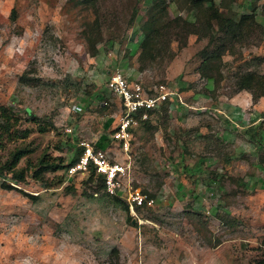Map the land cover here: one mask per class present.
I'll list each match as a JSON object with an SVG mask.
<instances>
[{
  "label": "rangeland",
  "instance_id": "obj_1",
  "mask_svg": "<svg viewBox=\"0 0 264 264\" xmlns=\"http://www.w3.org/2000/svg\"><path fill=\"white\" fill-rule=\"evenodd\" d=\"M214 1L0 0V264H264V0H216L250 14L219 28ZM116 72L175 92L133 130L134 212L96 174H35L115 129Z\"/></svg>",
  "mask_w": 264,
  "mask_h": 264
},
{
  "label": "built area",
  "instance_id": "obj_2",
  "mask_svg": "<svg viewBox=\"0 0 264 264\" xmlns=\"http://www.w3.org/2000/svg\"><path fill=\"white\" fill-rule=\"evenodd\" d=\"M107 89L120 101L121 112L117 117L111 140L112 144L118 145L126 155V161L114 159L109 148L97 149L95 146L84 143L82 155L76 163L67 167L66 175L68 179H71L93 170L98 177H103L106 192L111 196L123 197L134 212L145 204L152 205L154 201L148 200L141 191L133 189L131 184H126L132 169L130 152L134 138L133 130L140 120H148L150 113L173 93L162 84L150 94L142 82L130 80L121 72H116L110 77ZM68 131L71 132V129Z\"/></svg>",
  "mask_w": 264,
  "mask_h": 264
},
{
  "label": "trees",
  "instance_id": "obj_3",
  "mask_svg": "<svg viewBox=\"0 0 264 264\" xmlns=\"http://www.w3.org/2000/svg\"><path fill=\"white\" fill-rule=\"evenodd\" d=\"M218 3H219V1L217 2L215 0L213 3L212 2H208L207 6H206V9H207L208 15H209L208 22L216 25L218 28L225 21L229 20L227 18L226 14L230 17L231 20H233L235 22L238 20V18L241 19L242 16L250 15V14L245 13V12L244 13H240V11L238 9H236L240 5H236V7H235L232 3H230V4H221V3L218 4ZM219 5H221V7ZM197 10H198L197 6L192 7L191 12H190V13H192V16H189L190 20H188L186 24H190V25L197 24V21H198ZM252 15H254V19L257 21V15H255V13H253ZM241 20H243V18ZM206 80L209 81V83H210V80H213V88H214L215 78L210 76V77L206 78ZM213 88L212 89H208V90L212 91ZM146 121H141L140 120L141 123H145ZM112 123H113V119H109L108 122L106 123L105 127L106 128H110ZM0 127L1 128H5L4 126H0ZM6 130L9 131L10 129H6ZM40 131L42 133H44V132L47 131V128H41ZM113 131L114 130H112V132ZM29 133L30 132L27 131L24 134L25 138L27 136H29ZM109 144H110V139L104 134V135H102L100 137V139L97 141L95 146H96L97 149H104L105 150V149H108ZM83 151H82V153H83ZM33 152H34V150L30 149L28 147H26V148H18V149H16L13 152L12 160L10 161V164L8 166V170L11 173L14 174L15 179L24 180L26 171L29 170V167H25V168H22L20 170H18L16 168L18 167L20 161L23 158H25L29 154H32ZM82 153L80 154V156L82 155ZM80 156L79 157L73 156L72 159L65 165H64V162H65L64 160H62L59 164L49 163V162H42L40 164V167H38V169L35 171V174H36V176H39V174L41 175L44 172H47V171H50V170H53V169H54V171H56V170H58V169H60L62 167L65 168L67 166H70V165L76 163V161H78ZM89 173L95 174V172L93 170H91ZM98 178L103 182V185H104L103 177L99 176ZM37 179L41 180L40 177H37ZM138 208H140V207H138Z\"/></svg>",
  "mask_w": 264,
  "mask_h": 264
},
{
  "label": "crops",
  "instance_id": "obj_4",
  "mask_svg": "<svg viewBox=\"0 0 264 264\" xmlns=\"http://www.w3.org/2000/svg\"><path fill=\"white\" fill-rule=\"evenodd\" d=\"M242 6V5H241ZM243 7V9H248V7H247V5H244V6H242ZM237 9V8H236ZM209 85V81H207L206 80V84H205V88L207 89V86ZM166 86V85H165ZM214 86H215V84H214ZM167 87V89H168V91L169 92H171V93H175L174 91H172L171 90V88L170 87H168V86H166ZM108 90V89H107ZM109 91V90H108ZM110 92V91H109ZM111 93V92H110ZM113 95V94H112ZM244 95V93H241V95H240V97L241 96H243ZM247 95L249 96V97H247V99H249V100H251L252 101V103L254 104V97L251 95V94H249V93H247ZM114 96V95H113ZM116 97V96H115ZM239 97V98H240ZM116 98H118V97H116ZM171 98V95L168 97V99L165 101V102H162L161 103V105H163L164 103H166L169 99ZM262 98V97H261ZM263 99H264V97L260 100V102H262L263 101ZM259 101V100H258ZM160 105V106H161ZM114 121V120H113ZM113 124V123H112ZM111 128V127H110ZM108 129V128H107ZM111 134H112V131H111ZM111 134L110 135H107V134H105L109 139H110V144H109V147H110V145H112V140H111ZM104 135V134H103ZM84 144V143H83ZM84 147V146H83ZM96 147V146H95ZM108 147V148H109Z\"/></svg>",
  "mask_w": 264,
  "mask_h": 264
}]
</instances>
